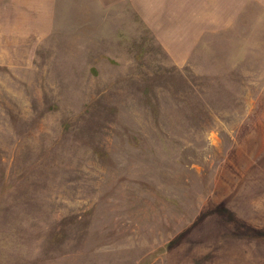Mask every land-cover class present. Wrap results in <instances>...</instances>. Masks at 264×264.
I'll use <instances>...</instances> for the list:
<instances>
[{
    "label": "rangeland",
    "instance_id": "1",
    "mask_svg": "<svg viewBox=\"0 0 264 264\" xmlns=\"http://www.w3.org/2000/svg\"><path fill=\"white\" fill-rule=\"evenodd\" d=\"M0 264H264V0H0Z\"/></svg>",
    "mask_w": 264,
    "mask_h": 264
}]
</instances>
